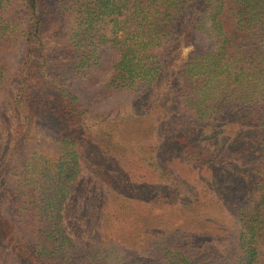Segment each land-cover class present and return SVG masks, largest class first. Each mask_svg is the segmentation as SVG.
Wrapping results in <instances>:
<instances>
[{"label":"trees","instance_id":"trees-1","mask_svg":"<svg viewBox=\"0 0 264 264\" xmlns=\"http://www.w3.org/2000/svg\"><path fill=\"white\" fill-rule=\"evenodd\" d=\"M261 240L264 0H0V264H264Z\"/></svg>","mask_w":264,"mask_h":264},{"label":"rangeland","instance_id":"rangeland-1","mask_svg":"<svg viewBox=\"0 0 264 264\" xmlns=\"http://www.w3.org/2000/svg\"><path fill=\"white\" fill-rule=\"evenodd\" d=\"M9 16L13 19H18V20H24L26 18V11L24 10V8L20 5L19 2H15L13 3V5L9 8ZM242 44V40H238L236 42V46L233 47V51H235L236 53H250L252 47H238L239 45ZM20 44L19 46L16 47V50L18 51V53L20 52ZM241 52H240V51ZM189 51L188 47L183 48L182 50V55L185 56L187 54V52ZM18 55V54H17ZM116 53L114 51H112L111 49H105L102 52V58H101V62L100 64L97 66L96 69H94V71L91 73V76L89 78V84L94 86V87H98L100 84H102V82L105 80V78L108 76L111 66L113 65V63L116 60ZM126 126L123 124L121 128H119V130L121 131L122 129L126 130L124 134L120 135V141L115 142L114 143V150L115 147H120V149L122 150V152L126 155H131V147L130 145H135V142L133 143H129V139H133V136H127L129 134V128H127L129 126V122H125ZM112 127L114 128V125H112ZM132 135V134H129ZM36 140H39L40 138H43L44 140H46V142L50 145L52 144V140L50 138H48L47 134H44L43 132L39 131L36 135H35ZM173 166L176 169L177 172H179L182 176L184 177H189L190 175H192V169L190 167H188L187 165H184L182 163L173 162ZM211 230L217 231V229L215 228L214 225H211ZM259 251L261 253V255L258 258V263H262L264 261V240H261V245L259 246Z\"/></svg>","mask_w":264,"mask_h":264}]
</instances>
